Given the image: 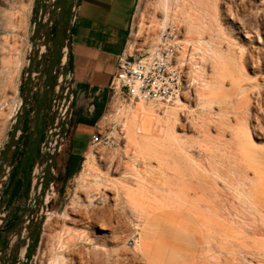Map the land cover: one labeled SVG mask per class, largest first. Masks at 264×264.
Listing matches in <instances>:
<instances>
[{
	"label": "bare ground",
	"instance_id": "1",
	"mask_svg": "<svg viewBox=\"0 0 264 264\" xmlns=\"http://www.w3.org/2000/svg\"><path fill=\"white\" fill-rule=\"evenodd\" d=\"M48 1L50 0H45V2ZM175 1L159 0V8L162 9L164 15L163 25L166 26L170 21H177L172 19H178L185 26L186 43L202 50L204 56L213 59L215 64V79L206 80L202 77L204 83L201 92L198 94L199 102L206 107V105L218 101L220 104H226L221 111L227 112L231 104L227 105L228 100L223 97L225 94L220 93L225 87L223 71L229 66L227 58L222 51L214 48L213 40L205 42L201 37H197V35L208 30H215L217 36H221L222 25L220 21L224 14L220 9L221 0ZM260 1L263 6L264 0ZM234 3L236 4V2ZM237 4L243 7L246 0H238ZM143 9L144 2L142 1L136 16V23L139 27L143 26ZM227 13L230 14L232 20L237 22V14H234L232 8L228 9ZM257 16L260 15L257 14ZM262 19L264 21V18ZM251 36L252 33L249 30L246 38L249 39ZM44 51L45 48H41V52ZM181 60L183 61L184 58L181 57ZM10 61L3 60V68L5 64L11 63ZM196 68L199 69L198 73L202 76L203 69L200 66H196ZM4 72L6 73L5 70ZM8 72L11 73L9 70ZM7 77L6 75V79H9ZM248 98L247 94H243L239 104L241 106L248 105ZM186 106V103L180 99L173 106H159L163 108V112H161V109L159 110L161 113L154 110L152 106L147 108L145 105L128 110L125 113L129 148L124 155V159L121 157L118 163L112 162L110 170L117 173L120 169H124L126 178L123 181L115 182L106 177L95 175L93 182L88 185L84 184L89 193L105 197L106 202L109 201V198L106 197L105 192L114 194L112 200L117 201L116 207H120L122 210V215L118 216V225L113 227V217L107 219L105 215L97 213L94 208L96 200L91 199L88 201V207H81L80 210L72 212L76 216L72 221H69L73 228L65 227L62 234L58 236L59 252H51L48 264H105L104 256L100 255L101 251L107 252L106 255L102 252L107 257L119 254L118 251L109 254L110 250L108 251L106 247L89 241V237L78 230L81 227H98L105 232L112 231L113 234L117 235L122 228V216L124 218L128 213L139 222L141 238L135 243V251L137 256L142 258L146 264H224V261H220V257H226L224 255L220 256L224 252L229 256L231 255L232 263L238 261L240 264H254L246 262L251 254L249 255L250 250L246 249V246L244 248L245 243L241 241L244 237L242 234L247 230L244 231V228L240 225L241 223L239 224V217H241L239 208L250 206V209L255 207L256 210L264 211V154L258 150L259 148H257L248 128L241 127L243 128H240L242 131L237 129L239 131L236 132L237 136L234 137L238 138V147L242 157L249 163L248 166L253 169V176L249 175L251 172L248 174V166H246L248 169H245L247 171L242 172L243 174H239L241 168L239 165L236 167L237 164L233 167L229 165L225 167L221 164L222 170L218 166L220 163L217 165L214 161L217 157L215 154L213 158H208L209 162L213 159L211 161L214 163H211L210 167L207 166L208 169L205 168L202 164L203 161L198 163L194 159L195 157L191 155L190 151L196 146H194V142L183 135H179L176 131L177 124L181 122V113ZM209 119L210 117L207 114L194 118L196 126H199V131H201L200 128L207 130L201 131H204L205 138H207V135L210 136L208 138H211L208 132L209 128H207V125L210 124ZM140 126L143 130L140 131L142 135L138 136L134 132V128ZM53 134H56V132L53 131ZM55 139L56 137L50 144L49 154H53L56 146ZM227 146L226 144V148ZM235 150L239 151L237 148ZM231 153H233V156L234 152ZM90 155L91 160L95 162V155L93 153ZM232 159L237 160L235 157ZM217 160L222 163L221 159L218 158ZM229 160L231 161L230 158ZM240 161L237 160V162ZM155 162L157 164L153 165L152 163ZM49 163L50 161L47 160L42 169L36 170L29 202V208L40 209L42 216L47 218L43 224L40 252H43V246L47 245V241H50L52 222L54 217L57 216L56 212L49 209L51 208V202L56 197L55 185L51 184L47 188L44 185L43 172ZM87 167L86 172L92 168L89 163ZM141 167L144 171L140 169ZM54 174L52 170V175ZM157 175L160 176L159 178L165 179L162 184L163 187H158L156 186L157 183H154V177ZM156 179L158 178L156 177ZM82 180L84 183L88 178L83 176ZM153 183L156 187L153 186ZM117 208H115V211H117ZM242 210L244 211V209ZM236 218H239L237 219L239 222L235 220ZM246 219L244 218V220ZM249 228V231H253ZM247 236H250L249 233ZM253 237V240L256 239L255 235ZM113 238L118 240L117 236ZM257 240L259 241V239ZM260 241V251L264 252V240L260 239ZM85 244L91 245V248L85 250ZM255 245L253 246L255 247ZM70 247H74V249L68 250ZM26 250V248L22 249L18 264H23L26 261ZM244 250L248 251L244 252ZM65 253L78 258V260L66 257ZM107 257H105V260H109ZM261 262H256V264H262ZM121 263L122 260L115 259L114 264Z\"/></svg>",
	"mask_w": 264,
	"mask_h": 264
},
{
	"label": "rangeland",
	"instance_id": "2",
	"mask_svg": "<svg viewBox=\"0 0 264 264\" xmlns=\"http://www.w3.org/2000/svg\"><path fill=\"white\" fill-rule=\"evenodd\" d=\"M142 1L144 2L143 26L139 27L135 21L131 43V54H135L137 56L152 49L156 42L159 31L164 26V15L162 9L159 8V0H141V2ZM37 2L38 0H0V66H2L0 67V76L3 77H0V160L3 150L7 146V143L10 139L15 120L17 118V113L21 107L20 104H22L24 82L27 69L29 67L30 56L33 50L32 35L34 31ZM174 2L176 1L174 0ZM234 2H236V4ZM237 3L238 0H221L220 9L224 13L220 21L222 25V37H218L217 31L215 30H208L197 35V37H201L205 42H210V40H213L214 48L216 50L222 51L227 58L229 66L223 71L225 87L222 91H220L222 95L225 94L223 97L228 100L227 105L231 104L229 105L230 108L227 112L221 111L223 106L225 107L226 104H220L218 101L212 102L210 105H206V107L201 102H199L198 94L201 92L204 83L202 81V77L206 80H214L215 64L213 59L204 56L202 50L197 49V47L195 48V46L192 44L186 43L187 34L185 32V26L183 23L181 24L183 28V34L181 38L183 50L181 57L184 58V60H180L182 62H186L185 69L190 80V89L182 99L187 106L181 113V122L177 124L176 131L179 133V135H183L194 142V146H196L192 150L190 149L191 155L195 157L194 159L198 163H202L203 161L204 163L202 164L205 168L207 166L210 167L211 163H214L211 161L213 159H211L209 162L208 158H213L215 154L217 157H215L216 160L214 161L217 163V165L220 163L218 166L221 167L222 170V165L225 167H228V165L233 167L237 164L236 167L239 165L241 168L239 169L240 172L238 170L239 174H243L245 171H247L245 169L249 168L248 174L251 172L249 175L253 176V169L250 168L251 166H248L249 163L245 161L244 157H242L237 144L238 138L234 136H237L236 132L247 127L254 142L256 143L257 148H259L258 150L264 154V21H262V18L264 17H261L264 16V14H262L264 13V5L262 6L260 0H246V4L243 7ZM230 8L234 10V14H237V22L232 20L230 14L227 13L228 9ZM257 14L260 16H257ZM172 20L179 21L178 19ZM249 30L251 31L252 36L247 39L246 36ZM3 48L5 49L3 50ZM4 57H6V59H4ZM3 60H11V63L7 65L5 64V67L3 68ZM196 66H200L203 69L202 76L198 73L199 69H197ZM8 70L11 71V73L8 72ZM4 73L9 79H6V75ZM11 76L12 78H10ZM243 94L248 95L249 104H244L241 106L239 102ZM142 105H145L147 108L152 106V108L157 110V112L160 109L161 112H163V108L161 107H165V105L162 104H130L128 102H119L116 100L112 111L107 114L103 122L101 121L99 124L103 135L106 137L105 140L100 145L92 144L91 140L88 142L86 148L83 150V157L78 173L67 184H65L62 190H60L62 183L59 181H54L56 197L53 199L52 205H50V207H52L49 209L52 212H56L57 216L54 217L52 222L53 225L50 232V241L48 240L47 245L43 246V252H40L43 224L46 222L47 218L42 216V212L39 209L40 214L39 212H37V214L44 218V222L40 230L39 242L34 252L28 259V262L25 264H48L51 258V252H59L57 242L58 236L62 234V231L65 227L73 228L72 225L69 224V221H72L74 218H76L72 212L74 210H80L81 207H88V201L91 199L96 200L94 208L97 213L105 215L107 219L113 217V227L118 225V216L122 215V210L120 207H116L117 201L112 200L114 198V194L111 192H105L106 197L109 198V201L106 202L105 197L89 193L87 188L84 187V184L88 185L89 183L93 182L95 175L106 177L115 182L123 181L126 178L124 169H120L119 172L113 173L110 170V167L113 161L118 163L121 157L124 159V155L129 148L127 139L128 132L125 127V113L128 110L136 109ZM161 112L159 111V113ZM202 114H207V116L210 117V124L209 126L207 125V128H209L208 132L210 133L209 135H211V138H208L210 137L208 135L207 138H205L206 136L204 131L207 130L200 128L201 131L204 130L201 132L199 131V126H196L197 124H195L194 118L201 116ZM141 130H143L141 126L134 128V132H136L138 136L142 135L140 132ZM224 134L226 137L223 136ZM72 137L73 134L71 135L69 141L72 140ZM90 137L91 131L87 134V139L89 140ZM88 140H86V142ZM69 141L65 144L63 151L56 158L57 175L64 163ZM225 143L229 147L227 146L226 148ZM218 146L220 147L218 148ZM236 148L239 151H236ZM231 152H234L233 156V153ZM91 153L95 155V162L91 160ZM223 156L226 157L224 158ZM234 157L235 159L239 161L241 160L242 162H237V160L232 159ZM218 158L221 159L222 163L220 160H217ZM229 158L231 161H233L231 162ZM88 163L92 166V168L90 171L86 172ZM208 163L210 164L207 165ZM152 164L156 165L157 163L155 162ZM241 165H243L245 168L243 169ZM246 166H248V168ZM140 169H142V167ZM83 176L88 178V180H86L88 183H83ZM156 177L158 179H156ZM156 177H154L155 181L153 180L155 184L157 183L156 186L163 187L162 184L165 179L162 177L159 178V175ZM158 181L160 184H158ZM154 183L153 186L156 187ZM28 204L29 201H27V205ZM115 208H117V211H115ZM253 208L252 210L250 209V206H246V208H242L244 209L243 211L240 207L239 210L241 212V217H239L240 219L236 218L235 220L237 222L240 220L239 224L241 223L240 225L244 228V231L245 229L249 231V227L250 230H253L249 232L245 231L246 234L245 232L242 234L244 237L241 241L245 243L243 246L244 248L247 247L246 249L250 250L251 252H249V255H251L250 257L248 256V260H246V262L248 261L250 263L256 264V262L262 261L261 263L264 264V252L260 251V239L264 240V211H261L260 209L256 210L255 207ZM244 218L247 219L244 220ZM122 222V228L117 235L113 234L112 231L105 232L98 227H81L78 231L88 236L89 241H93V243H97L106 247V250H110L109 254H113V252L116 251H118L119 254L121 253L120 255L115 254L116 256L112 255L107 257L105 256L107 252L101 251L100 255L102 257L104 256L103 260L105 261V264H114L116 258L120 259V261L122 260L121 264H146L142 258L137 256L135 251V243L141 238L139 222L130 213H128L127 216H124V218L122 216ZM248 233L250 235L249 237L247 236ZM254 235L256 236V239L253 240ZM115 236L118 237V240L113 238ZM257 239H259V241ZM250 245L251 247H249ZM253 245H255V247ZM84 247V249L87 250L91 248V245L85 244ZM73 249L74 247H70L68 250L71 251ZM248 250H244V252ZM102 252H104L105 255ZM64 255L68 258H74L75 260H78V258L68 255V253H65ZM223 255L226 256L224 257L225 260L223 257H220V261H224V264H231V255L229 256L226 252H224V254L220 256ZM105 257L109 258V260H105ZM235 264L240 263L238 262Z\"/></svg>",
	"mask_w": 264,
	"mask_h": 264
},
{
	"label": "crops",
	"instance_id": "3",
	"mask_svg": "<svg viewBox=\"0 0 264 264\" xmlns=\"http://www.w3.org/2000/svg\"><path fill=\"white\" fill-rule=\"evenodd\" d=\"M140 4L141 0H80L72 26L70 50L74 131L60 169V190L78 173L83 150L99 122L106 118L104 115L111 96L110 82L119 59L123 56L137 57L131 54V43ZM69 18L70 14L65 19L66 23ZM69 160L71 165L68 167Z\"/></svg>",
	"mask_w": 264,
	"mask_h": 264
},
{
	"label": "built area",
	"instance_id": "4",
	"mask_svg": "<svg viewBox=\"0 0 264 264\" xmlns=\"http://www.w3.org/2000/svg\"><path fill=\"white\" fill-rule=\"evenodd\" d=\"M79 4L80 0H71L70 29L76 21ZM181 24L179 21L168 22L159 31L156 42L150 51L137 57L123 56L119 59L116 73L110 82L111 96L104 117L112 111L116 100L130 104L173 105L176 101L184 98L190 89V80L185 69L186 62L180 60L183 50ZM70 29L68 33H70ZM41 57L40 53V59ZM68 64L69 48L66 41L61 51L59 78L53 95L54 123L50 127L48 139L43 148L45 155L49 154L48 150L54 137H56L54 141L56 146L53 154L58 148L62 135L66 138L70 130L69 121L72 116L74 90L72 74L65 72ZM37 75V73L34 74V80ZM36 90L37 87L34 84L33 91L36 92ZM99 124L91 139V143L94 145H100L106 138ZM53 131L56 134H53ZM2 176L4 182L8 176V169H5Z\"/></svg>",
	"mask_w": 264,
	"mask_h": 264
},
{
	"label": "flooded vegetation",
	"instance_id": "5",
	"mask_svg": "<svg viewBox=\"0 0 264 264\" xmlns=\"http://www.w3.org/2000/svg\"><path fill=\"white\" fill-rule=\"evenodd\" d=\"M69 14V20L67 23L65 21L66 34H69L68 31L70 29L71 0H69ZM55 29L56 22L52 31L53 36L55 35ZM46 41L47 37L44 36L43 41L41 42V47H44L45 51L41 52L42 57L38 66V75L33 82V85H36L37 90L36 92L32 90L31 105L27 113L22 134L16 148L12 151L7 160L5 166V169H8L7 179L3 182V176L0 178V206L3 205L0 210V264H18L23 248L27 249L25 254L26 261L23 264L27 263L31 254L35 250V239L40 235L41 218L39 214H37L39 209H36V212L32 217H30L29 214H25L24 211L26 207L29 206V204L27 205V201L30 202L31 199L35 172L39 168L42 169V166L45 163L46 155L43 153V148L47 142L50 127L54 123V115L52 114L55 108L53 95L59 78V67H57L53 73V91L49 92L46 108L42 112L38 122L39 131L35 133V117L42 105L43 95L48 82L47 74L49 59L52 54V44L47 46ZM60 60L61 55L59 62ZM72 120L73 115L69 121L70 130L67 137L65 138V136L62 135L58 148L53 154V171L55 174L53 175L54 179L52 184H54V181L60 180V172L58 175L56 174V158L63 151L65 144L73 134L74 128ZM33 134L32 145L29 147L30 139ZM25 155H27V159L25 164H23ZM15 180L16 186L13 190L12 196H10V190ZM21 217V223L14 228ZM36 231L38 234L33 236Z\"/></svg>",
	"mask_w": 264,
	"mask_h": 264
},
{
	"label": "water",
	"instance_id": "6",
	"mask_svg": "<svg viewBox=\"0 0 264 264\" xmlns=\"http://www.w3.org/2000/svg\"><path fill=\"white\" fill-rule=\"evenodd\" d=\"M69 3V0H50L45 2V0H38L36 12H35V24H34V31L32 35V46L33 50L30 56L29 67L27 69V74L24 82V89H23V97H22V104L17 113V118L15 120V124L10 136V139L7 143V146L3 150L1 160H0V178L2 174L5 172V166L7 164V160L11 155L12 151L16 148L20 135L22 134L23 126L27 117V113L29 107L31 105V97H32V90H33V82H34V73L38 72V66L40 63V53H41V42L43 41L44 36L47 37L46 44L47 46L52 44V54L50 55L49 59V67H48V82L46 85V90L43 95L42 105L38 110L36 117H35V133L39 131V119L41 117L42 112L46 108V103L48 99L49 92L53 91V73L57 67H59L60 62L59 58L61 55L62 47L64 43L68 42L69 48V64L65 70V72H71L70 69V55H71V32L72 28L70 29V33L66 34L65 30V17H66V8ZM56 22V29L55 35L53 36V27ZM32 135L30 139V145H32ZM27 159V155H25L23 164H25ZM49 160L50 163L46 166L45 171L43 172V178L45 180L44 185L47 188L49 185L53 183L54 176L52 175V170L54 166L53 155L47 154L45 162ZM16 186V180L14 181L12 188L10 190V196L13 194V190ZM10 200V199H9ZM8 200V201H9ZM3 207L0 206V210ZM36 212V209H32L26 207L24 213L29 214L32 217ZM40 214V211H39ZM40 226H42L44 222V218L40 217ZM22 221V217L18 220L17 224L14 228H16ZM38 234L36 231L33 236Z\"/></svg>",
	"mask_w": 264,
	"mask_h": 264
},
{
	"label": "trees",
	"instance_id": "7",
	"mask_svg": "<svg viewBox=\"0 0 264 264\" xmlns=\"http://www.w3.org/2000/svg\"><path fill=\"white\" fill-rule=\"evenodd\" d=\"M68 14H69V3H68L67 8H66V17L68 16ZM70 165H71V161L69 160L68 167H69ZM78 169H80V166H79ZM67 173H69V169H68V168H67ZM55 191H56V188H55ZM52 202H53V201H52ZM52 202H51V205H52ZM51 207H52V206H51ZM38 242H39V237H37V238L35 239V248H36Z\"/></svg>",
	"mask_w": 264,
	"mask_h": 264
}]
</instances>
